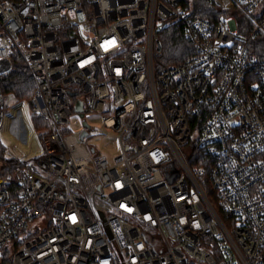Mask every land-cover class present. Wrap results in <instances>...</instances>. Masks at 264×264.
Here are the masks:
<instances>
[{
	"label": "built area",
	"instance_id": "built-area-1",
	"mask_svg": "<svg viewBox=\"0 0 264 264\" xmlns=\"http://www.w3.org/2000/svg\"><path fill=\"white\" fill-rule=\"evenodd\" d=\"M206 1L223 14L0 0V75L23 59L44 123L40 156L0 163V264H264V60L249 48L264 0ZM170 25L193 54L165 66ZM6 108L0 90V134ZM103 137L116 153L90 143Z\"/></svg>",
	"mask_w": 264,
	"mask_h": 264
},
{
	"label": "trees",
	"instance_id": "trees-1",
	"mask_svg": "<svg viewBox=\"0 0 264 264\" xmlns=\"http://www.w3.org/2000/svg\"><path fill=\"white\" fill-rule=\"evenodd\" d=\"M197 14L201 18L216 19L223 14L217 9L216 3H209L206 0H196ZM241 19V17H239ZM161 43V53L158 60L165 66L177 65L192 56L191 45L187 42L181 28L177 25H170L159 33ZM251 53L259 59L264 60V35H258L249 44ZM11 68L7 74L0 75V90L6 98H10L17 103L27 102L30 106L31 97L34 91L32 77L23 59L13 54L10 59ZM33 120L42 125V121L32 115ZM42 122V123H41ZM44 127V123H43ZM196 151V150H195ZM199 153V151H197ZM0 163L9 167L15 162L9 161L5 156V149L0 143ZM192 166V165H191Z\"/></svg>",
	"mask_w": 264,
	"mask_h": 264
},
{
	"label": "rangeland",
	"instance_id": "rangeland-1",
	"mask_svg": "<svg viewBox=\"0 0 264 264\" xmlns=\"http://www.w3.org/2000/svg\"><path fill=\"white\" fill-rule=\"evenodd\" d=\"M20 115V119H17ZM5 123L0 134V143L5 149L6 157L15 159L31 160L38 157L43 152L39 133L42 131L43 123L38 124L33 120L29 105L27 102H15L11 98L7 100V108L5 109ZM86 121L99 129V118L93 114H86ZM73 129L81 126L79 117L73 115L71 117ZM90 143L97 147L101 154L110 155L116 153L117 148L112 138H97L90 140Z\"/></svg>",
	"mask_w": 264,
	"mask_h": 264
},
{
	"label": "water",
	"instance_id": "water-1",
	"mask_svg": "<svg viewBox=\"0 0 264 264\" xmlns=\"http://www.w3.org/2000/svg\"><path fill=\"white\" fill-rule=\"evenodd\" d=\"M74 111L77 112V113H80L81 112V106H80L79 103L76 104V106L74 108ZM80 117H82V115H80ZM82 126L83 127H86V124L85 123H82ZM176 176H177V174L175 173L173 176H171L169 178V180L172 181Z\"/></svg>",
	"mask_w": 264,
	"mask_h": 264
}]
</instances>
